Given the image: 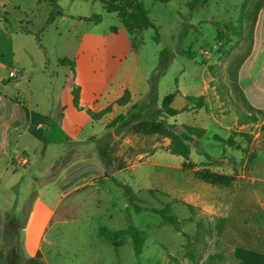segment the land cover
I'll list each match as a JSON object with an SVG mask.
<instances>
[{"label":"rangeland","instance_id":"374dc122","mask_svg":"<svg viewBox=\"0 0 264 264\" xmlns=\"http://www.w3.org/2000/svg\"><path fill=\"white\" fill-rule=\"evenodd\" d=\"M141 1L160 42L155 29L131 36L118 15L108 13L97 0H57L63 16L52 24L48 22L54 8L49 2L0 0V78L12 87L21 81L19 90L12 92L41 111L52 108L61 95L69 106L68 125L80 121L84 132L92 130L90 118L72 106L76 81L62 60L76 63L85 103L95 95L104 104L125 87L134 90L137 101L132 99L128 110L113 120L146 101L149 80L165 47L173 51L174 59L159 80V104L171 96V106L178 110L188 105V96H205L207 102L204 109L166 119L179 128H208L191 153L192 168L168 150V138L112 131L118 163L124 165L116 177L133 187L141 207L160 210L171 204L182 221L180 233L164 226L159 214L129 210L123 189L108 183L99 202L87 192L65 200L66 208L74 207L58 212L39 260L43 264H176L174 259L178 264H264V256H255L264 254V116L249 111L235 87L240 64L251 50L256 11L264 0H207L196 11L188 6L192 0L167 5ZM18 64L24 65L23 76L9 79ZM243 115L257 120L245 121ZM236 121L233 133L251 139L237 138L240 150L216 140L225 137V126ZM206 155L233 159L239 172L233 175L212 166ZM141 164L143 175L135 176L132 169ZM198 173L216 175L215 183L202 180ZM225 177L233 183L220 186ZM26 210L28 214L30 208ZM26 221L24 214L17 218L11 213L0 248L5 249L6 264H27ZM130 227L146 234L140 256L131 238L119 235ZM114 240L122 243L118 250Z\"/></svg>","mask_w":264,"mask_h":264},{"label":"crops","instance_id":"0c3cea01","mask_svg":"<svg viewBox=\"0 0 264 264\" xmlns=\"http://www.w3.org/2000/svg\"><path fill=\"white\" fill-rule=\"evenodd\" d=\"M252 47L239 70L238 85L251 108L264 110V7L257 19ZM23 68L24 65L18 64L14 69L19 73L18 78L9 79L19 80L24 74ZM74 78L80 89L81 109L75 106L74 96L72 106L79 114L90 118L91 131L84 132L80 121L68 125L69 106L63 104L61 95L52 108L41 111L38 105L34 106L32 102L24 101L18 92H12L19 90L21 81L12 87L3 84L5 79L0 78V248L11 213L17 218L22 213L27 219L23 232L24 252L29 259L43 252L48 231L60 209L64 207L65 211H70L74 207L66 208L65 200L87 192L95 195L99 202L101 195L108 191V183L114 185L105 175L97 142L106 133L109 121L117 113L128 110L129 106L116 105L125 92H131L133 102L138 99L133 89L125 87L104 104H100L95 95L85 103L83 85L78 82V75ZM109 107L113 108L112 112L101 120H94L88 114V111L101 113ZM237 121L233 126H225L226 134L222 138L228 139L232 135ZM79 132L84 135L78 136ZM144 164L133 167L135 176L143 175L141 166ZM122 173L118 172L114 177ZM257 254L254 255L264 256Z\"/></svg>","mask_w":264,"mask_h":264},{"label":"trees","instance_id":"16d2710c","mask_svg":"<svg viewBox=\"0 0 264 264\" xmlns=\"http://www.w3.org/2000/svg\"><path fill=\"white\" fill-rule=\"evenodd\" d=\"M103 4L104 9L108 13H116L120 19V21L127 28L129 34L131 36H135L138 32L147 31L150 29H155L157 32L156 25L150 18L149 10L145 7V4L141 0H97ZM155 3L161 4H169L173 0H151ZM40 3H50L54 10L49 19L48 24L54 23V21L59 17L63 16V12L58 5L57 0H39ZM207 3V0H192L188 3L191 11H196L199 7L204 6ZM264 7V1L258 6L256 11V16L254 18L253 26H252V41H251V50L253 46L254 32L256 28L257 19L259 13ZM100 19V17H99ZM156 40L160 42V36L157 32ZM189 56H192L189 54ZM246 58L240 64L239 70L241 66L246 61ZM174 59V53L169 47H165L164 50L160 53L159 56V68L152 75L149 80V91L147 93L146 101L142 103H137L131 106L129 112L125 115H120L116 119H114L110 124L106 127V133L98 140L97 142V152L98 155L105 167L106 177L111 178L113 183L118 187L122 188L125 194V197L128 201V209L132 210L136 214H140L142 212H152L159 214L162 217V224L171 225L175 228V230L180 233L182 221L178 216L173 214V209L171 204H167L163 209H149L139 206V200L137 198V194L133 187L128 183H123L119 181L114 175L124 169L123 164H119V158L116 152V144L114 142V137L112 135V131H117L119 133L125 132H133L134 134H144L150 135L152 133H156L159 136L164 138H168L171 140V144L168 150L176 156H180L187 162V168H192L193 165L190 163L191 153L194 148H197L200 143L207 136V130L201 127L194 126H183L179 128L177 125H171L167 122V118H174L179 116L180 114L190 111L191 109L201 110L206 108L207 102L205 96L199 97H187L188 106L183 110L175 109L171 106L173 97H166L163 103L160 105V96H159V80L165 74L166 70L171 65ZM61 64L64 66H70L72 69L73 76H76V63L70 60H62ZM239 77V71L237 74V82ZM5 84V82L3 83ZM236 90L239 91L240 97L243 100V103L246 107H248L249 111L263 115L264 110H256L251 108L244 96V93L241 91L238 83L235 85ZM74 96V104L77 108L80 107V89L79 87H74L73 90ZM132 103V94L130 91H126L123 97H121L116 105L118 106H130ZM25 110L26 107H24ZM113 110L112 107L107 108L101 113H94L92 111H88V114L94 120H101L105 115L111 113ZM245 121H256L257 119L250 116L243 115L242 117ZM237 138L245 139L247 142H250V136L243 133H232V135L228 139L217 138L216 140L223 143L224 146L234 149L240 150L239 146L236 142ZM245 154L248 155V151H245ZM207 161L214 167H220L227 169L233 175H236L239 172V164L235 162L233 159L224 156L223 158H214L210 155L205 156ZM118 163V164H117ZM126 168V167H125ZM199 177L207 181L209 183H215L217 176L211 175L206 176L204 173H198ZM226 181L224 183H218L220 186H229L232 182V178L225 177ZM220 181V180H219ZM223 184V185H221ZM201 227V224H198ZM119 235L128 236L131 238L135 254L140 256L143 253L145 243H146V234L144 232H140L137 229L130 227L128 229L122 230L119 232ZM188 238V237H186ZM122 243H117L114 240V247L118 250V248ZM40 254H38L35 258L28 259L26 261L27 264H43L40 260ZM22 260V259H21ZM176 264L178 262L174 259ZM23 263V261H21ZM0 264H6L5 262V249L0 250Z\"/></svg>","mask_w":264,"mask_h":264},{"label":"built area","instance_id":"2783aa9c","mask_svg":"<svg viewBox=\"0 0 264 264\" xmlns=\"http://www.w3.org/2000/svg\"><path fill=\"white\" fill-rule=\"evenodd\" d=\"M18 76H19V73H18L17 70H14V71H12V72L10 73V77L13 78V79L18 78Z\"/></svg>","mask_w":264,"mask_h":264}]
</instances>
